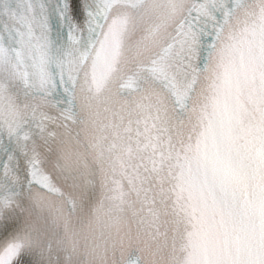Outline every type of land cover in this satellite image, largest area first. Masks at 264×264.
<instances>
[{
  "label": "snow or ice",
  "instance_id": "snow-or-ice-1",
  "mask_svg": "<svg viewBox=\"0 0 264 264\" xmlns=\"http://www.w3.org/2000/svg\"><path fill=\"white\" fill-rule=\"evenodd\" d=\"M0 264H264V0H0Z\"/></svg>",
  "mask_w": 264,
  "mask_h": 264
}]
</instances>
